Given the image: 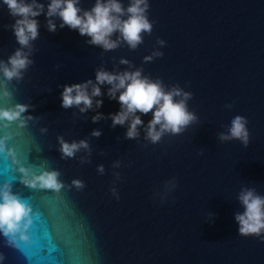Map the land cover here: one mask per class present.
Instances as JSON below:
<instances>
[{
	"label": "water",
	"instance_id": "1",
	"mask_svg": "<svg viewBox=\"0 0 264 264\" xmlns=\"http://www.w3.org/2000/svg\"><path fill=\"white\" fill-rule=\"evenodd\" d=\"M47 5L48 0H41ZM129 0H122L127 7ZM95 0H80L90 9ZM152 34L135 50L121 44L104 52L88 37L65 26L49 32L45 16L33 42L34 63L19 82L8 84L11 99L0 89V108L29 104L34 119L4 127L0 138L15 160L0 152V186L32 208V223L22 239L0 233V264H264V239L241 236L234 216L243 208L241 188L264 195V0H149ZM15 18L0 0V59L19 47L11 25ZM166 43L157 45V39ZM115 39V36H113ZM162 57L145 62L153 50ZM121 58L130 64H120ZM60 67L57 68L56 66ZM134 71L179 85L191 92L188 110L198 120L178 135L165 134L152 144L141 135L126 139L125 126L107 118L120 110L107 96L99 109L80 113L61 107L66 84L95 81L98 68ZM2 79V76H0ZM226 105H232L228 109ZM105 119L93 123L92 116ZM139 114V113H138ZM244 116L250 142H221L231 120ZM152 113L142 115L147 122ZM47 128L46 133L40 131ZM94 129L99 137L91 136ZM57 136L88 140L74 158L62 159ZM84 158L86 163H81ZM120 167L113 168L114 162ZM103 164L105 173L97 172ZM58 170L66 185L60 192L29 188L19 167ZM114 173H119L117 178ZM84 182L83 189L71 185ZM175 187H172V183ZM115 189V194L112 189Z\"/></svg>",
	"mask_w": 264,
	"mask_h": 264
},
{
	"label": "clouds",
	"instance_id": "2",
	"mask_svg": "<svg viewBox=\"0 0 264 264\" xmlns=\"http://www.w3.org/2000/svg\"><path fill=\"white\" fill-rule=\"evenodd\" d=\"M80 0H48L47 5L41 0H3L7 6L9 15L15 18L11 25L13 34L19 45L18 48L7 58L0 59V89L3 96L11 99L12 91L8 84L13 80L19 82L23 79L34 61L30 58L34 53L33 42L39 38V21L37 17L44 15L46 28L49 32H56L59 19V28L67 26L76 30L81 36L88 37L86 43L98 46L104 52L117 49L121 44H126L129 49L135 50L144 42V34L151 35L153 23L148 18L150 7L149 0H129L127 7L122 0H95L90 9L79 6ZM115 36V39H113ZM157 45L163 47L165 41L157 39ZM163 52L153 50L151 55L143 58L145 62H151L154 58L162 57ZM120 64H130L121 58ZM57 68L60 66L57 65ZM143 69L134 71L113 72L100 67L95 72V81L89 79L82 83L66 84L61 92V107L65 109L78 108L80 113L99 109L103 105L101 86L108 85L107 96L115 99L120 105V110L110 113L107 118L112 121V127L125 126V138L137 139L144 133V139L156 144L161 141L165 134L178 135L189 125L197 122L198 117L188 110V101L192 93L184 91L179 85L166 88L159 78L153 80L142 74ZM32 106L17 103L12 107L0 108V121H4V127L18 122L20 127H25L31 120L38 119L31 115H25ZM231 109L232 105H226ZM139 113V114H138ZM152 113V118L147 122L141 119L142 115ZM93 123L105 119L103 113L97 112L92 116ZM248 121L244 116L237 115L231 122L226 133H221L218 139L221 142L238 140L244 147L250 142ZM42 133L47 128H41ZM102 132L94 129L91 136L99 137ZM7 137L0 138V152H6L7 156L15 160V152L7 147ZM61 158L71 159L81 149L90 153L88 140L66 141L63 136H57ZM86 163L84 158L80 161ZM113 168L120 167V162H114ZM22 173L21 183L29 188L47 189L60 192L66 185L59 179L61 173L58 170H42L35 174L31 169L19 167ZM97 172L105 173L103 164L97 166ZM119 178V173H114ZM172 187H175V183ZM77 189H83L85 184L80 179H73L71 185ZM115 194V189H112ZM237 200L242 212L235 213L234 219L238 225V233L241 236L255 235L264 239V195L257 193L255 188L243 187L237 195ZM31 206L22 201L12 191L10 183L0 186V233L4 237H15L17 233L22 239H27L24 234L32 223ZM5 257L0 255V260Z\"/></svg>",
	"mask_w": 264,
	"mask_h": 264
}]
</instances>
